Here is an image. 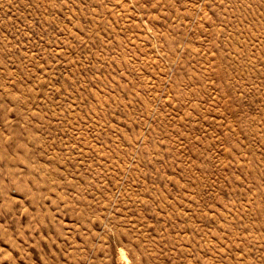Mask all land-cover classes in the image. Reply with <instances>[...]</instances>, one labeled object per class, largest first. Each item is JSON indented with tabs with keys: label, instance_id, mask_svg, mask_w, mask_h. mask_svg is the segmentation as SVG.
I'll return each mask as SVG.
<instances>
[{
	"label": "rangeland",
	"instance_id": "rangeland-1",
	"mask_svg": "<svg viewBox=\"0 0 264 264\" xmlns=\"http://www.w3.org/2000/svg\"><path fill=\"white\" fill-rule=\"evenodd\" d=\"M0 264H264V0H0Z\"/></svg>",
	"mask_w": 264,
	"mask_h": 264
}]
</instances>
